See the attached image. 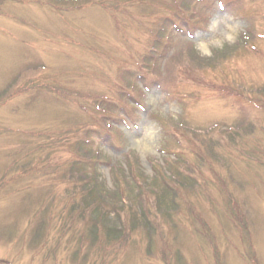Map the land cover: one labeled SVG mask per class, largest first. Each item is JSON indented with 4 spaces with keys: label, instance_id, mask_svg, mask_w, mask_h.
<instances>
[{
    "label": "rangeland",
    "instance_id": "1",
    "mask_svg": "<svg viewBox=\"0 0 264 264\" xmlns=\"http://www.w3.org/2000/svg\"><path fill=\"white\" fill-rule=\"evenodd\" d=\"M0 264H264V0H0Z\"/></svg>",
    "mask_w": 264,
    "mask_h": 264
},
{
    "label": "clouds",
    "instance_id": "2",
    "mask_svg": "<svg viewBox=\"0 0 264 264\" xmlns=\"http://www.w3.org/2000/svg\"><path fill=\"white\" fill-rule=\"evenodd\" d=\"M209 31L214 32L213 38L208 42L209 45H214L218 41H230L233 39L231 35H226L229 29H227L220 21L215 22V24H209ZM197 47L198 50L203 49L205 48V44L201 42ZM152 135V131L148 130L145 135L136 137L134 141L129 139L127 143V151L135 154V156L144 164L160 154L155 144L149 139Z\"/></svg>",
    "mask_w": 264,
    "mask_h": 264
},
{
    "label": "trees",
    "instance_id": "3",
    "mask_svg": "<svg viewBox=\"0 0 264 264\" xmlns=\"http://www.w3.org/2000/svg\"><path fill=\"white\" fill-rule=\"evenodd\" d=\"M173 176H175V177L177 178L176 175H173ZM165 181L170 182L167 178H165ZM174 196H175V195H174V191H172V190L169 191V192H168V197L166 196V197H167V202L170 203V201H171V202H173V203L175 204V201H176V200L173 198ZM169 203H168V204H169ZM170 204H171V203H170ZM144 214L147 216V213H145V211H144ZM111 230H115V229H111ZM118 232H120V231H118Z\"/></svg>",
    "mask_w": 264,
    "mask_h": 264
}]
</instances>
